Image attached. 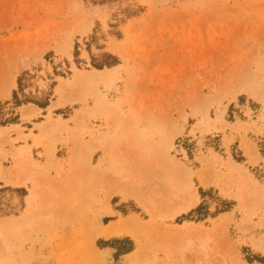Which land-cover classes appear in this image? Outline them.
Here are the masks:
<instances>
[{
    "label": "rangeland",
    "instance_id": "1",
    "mask_svg": "<svg viewBox=\"0 0 264 264\" xmlns=\"http://www.w3.org/2000/svg\"><path fill=\"white\" fill-rule=\"evenodd\" d=\"M135 2L116 37L115 4L0 0V101L22 72L52 92L0 126V264H264V0ZM200 203L212 216L178 220ZM129 218L137 238L99 232Z\"/></svg>",
    "mask_w": 264,
    "mask_h": 264
},
{
    "label": "trees",
    "instance_id": "2",
    "mask_svg": "<svg viewBox=\"0 0 264 264\" xmlns=\"http://www.w3.org/2000/svg\"><path fill=\"white\" fill-rule=\"evenodd\" d=\"M89 2L91 4H97V5H107V4L116 5V11L112 14V19H111L112 22H110L109 24V27L111 28L110 33L116 37L120 36V32L117 31L115 28H117L119 24L125 22L126 20L139 16L144 9L141 5L137 4L135 0H89ZM96 39L97 36L95 35V33H92L89 36L86 45H88L90 41H95ZM77 48H78V44L75 43L74 54H76ZM118 63H119L118 57L107 51H102L98 55L90 54V65L95 69H102L104 67L110 68L112 66L118 65ZM53 71L54 74L56 75H62L61 73L56 72V68H54ZM25 75L26 72H22L17 76L16 79L17 89L11 92V99L3 102L0 101V126L17 123L18 113L16 110L21 105L32 102L40 108H45L48 105L49 100L52 98L51 90L48 92H38L36 89V93H40L39 97L35 96L31 92L24 93L22 82H23V77ZM6 189L10 190V188H6ZM14 190L18 193H21L19 197V209H18L21 210L23 208L22 198L25 195V190L22 188H16ZM199 194L201 197H203L205 192L200 189ZM230 207H231L230 202L222 201V206L216 209V214L226 212L230 210ZM17 212L18 211H15L12 214L17 215ZM9 214L10 213H6L5 215H9ZM208 216H212V214H210V212L208 211V207L205 206V204L200 203L194 209H191L187 214L181 215L180 219L178 218V220L200 221ZM121 242L126 243L127 246L125 247L120 246L119 248V244H121ZM96 243L100 247H103L105 245L112 246L116 249V251H119L121 253L129 252L133 247L132 241L128 237H125L123 239L114 238L108 241L99 240ZM252 257L256 258L258 262H264V257H260V256H252Z\"/></svg>",
    "mask_w": 264,
    "mask_h": 264
},
{
    "label": "bare ground",
    "instance_id": "3",
    "mask_svg": "<svg viewBox=\"0 0 264 264\" xmlns=\"http://www.w3.org/2000/svg\"><path fill=\"white\" fill-rule=\"evenodd\" d=\"M60 47V46H59ZM113 68H108V69H106V70H112ZM96 71H100V70H96ZM10 72V71H9ZM2 74H4V73H2ZM6 74V73H5ZM7 75V74H6ZM9 75H10V73H9ZM9 75H8V77H9ZM95 76V75H94ZM92 77L93 79H97L96 77ZM1 77V76H0ZM2 77H3V75H2ZM7 77V78H8ZM79 77V76H78ZM80 78H81V75H80ZM84 78V77H83ZM91 78V77H90ZM89 77H87V78H85L86 80L88 79V81H89V79H90ZM91 78V79H92ZM85 79H83V81L85 80ZM4 80H5V78H4ZM76 80H78V79H76ZM80 80V79H79ZM1 81H3V80H1ZM82 81V80H81ZM3 82H5V81H3ZM80 82V81H79ZM85 83H87V82H85ZM242 84V83H241ZM239 85V84H238ZM241 86V85H240ZM6 88V87H5ZM239 89V88H238ZM236 91H238L237 89H236ZM6 94L8 93V89H6V92H5ZM67 99H66V97H65V94L63 95V96H61V99H60V101L58 102V103H55V104H53L52 106H55V105H57V104H59V103H62V102H65ZM33 112V109H32V107L31 106H23L22 107V115L23 116H29V115H31V113ZM74 121V120H73ZM56 122V121H55ZM52 123V122H51ZM46 124V125H38V127L40 128V131H43V130H46V129H52V128H56V126L57 125H59L57 122L55 123V124H57V125H55L54 123L53 124ZM62 126V125H61ZM58 127V126H57ZM57 129V128H56ZM60 129V128H59ZM53 130V129H52ZM55 130V129H54ZM58 130V129H57ZM46 132H47V130H46ZM46 132H43V133H46ZM55 132V131H54ZM3 134V131H1L0 130V136ZM52 134V133H51ZM54 134V133H53ZM52 134V135H53ZM47 135V134H46ZM45 134H44V136H46ZM51 137V136H50ZM51 145V144H50ZM49 149H50V146H47L46 147V150L47 151H49ZM52 149V148H51ZM78 151V150H77ZM155 154V153H154ZM159 154V153H158ZM30 168V167H29ZM147 172V171H146ZM25 174H26V172H25ZM36 175V174H35ZM38 175V174H37ZM1 176H2V178L3 179H5L6 181H9V179L7 178V176L2 172L1 173ZM26 176H27V174H26ZM206 176V175H205ZM31 177V176H30ZM28 178V177H27ZM100 178V177H99ZM23 180H24V178H23ZM203 181V180H202ZM38 182V181H37ZM195 203V200H191V201H189V202H187V203H185L183 206H181L180 208H179V210L180 209H182V210H184V209H187L188 207H190L191 205H193ZM144 229V227H142L141 225H140V223L136 220V219H134V218H129V219H127V221L125 220V221H123V220H121V221H118V222H116V223H112V224H109L108 226H106L102 231H99L100 233H101V235H103V236H109V235H115V234H120V233H129V234H131L134 238H137V237H139V235L142 233V231H144L143 230ZM96 257V256H95ZM94 258V257H93ZM97 262V261H96Z\"/></svg>",
    "mask_w": 264,
    "mask_h": 264
},
{
    "label": "crops",
    "instance_id": "4",
    "mask_svg": "<svg viewBox=\"0 0 264 264\" xmlns=\"http://www.w3.org/2000/svg\"><path fill=\"white\" fill-rule=\"evenodd\" d=\"M34 124H39V123H34ZM23 135H27V133H25V132H23ZM26 142H27V145H29V141H28V139H26ZM18 146H21V147H17V148H22V149H25V147H23L24 145H23V143H20ZM32 150H33V148L31 147L30 148V152H32ZM26 151L28 152V150L26 149ZM16 152H17V154H18V152H19V149H17L16 150ZM257 156V154H254V157H256Z\"/></svg>",
    "mask_w": 264,
    "mask_h": 264
}]
</instances>
